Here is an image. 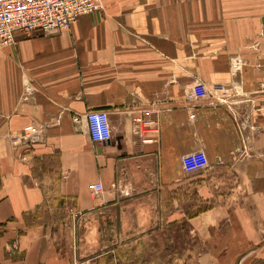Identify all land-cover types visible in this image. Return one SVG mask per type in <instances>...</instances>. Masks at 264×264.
I'll list each match as a JSON object with an SVG mask.
<instances>
[{
  "label": "crops",
  "instance_id": "obj_1",
  "mask_svg": "<svg viewBox=\"0 0 264 264\" xmlns=\"http://www.w3.org/2000/svg\"><path fill=\"white\" fill-rule=\"evenodd\" d=\"M101 1L57 34L18 35L0 48V264H78L57 233L99 229L111 211L142 225L152 208L138 201L164 188L220 198L217 180L185 168L197 148L211 170L264 187V111L254 108L264 107V0ZM197 79L249 95L251 110L242 105L235 119L204 106L190 119L186 91ZM144 109L158 127L136 132L132 118ZM97 110L110 121L107 142L89 136L85 115ZM243 113L256 127L247 141ZM30 124L33 142L22 138ZM216 200L189 219L219 221Z\"/></svg>",
  "mask_w": 264,
  "mask_h": 264
},
{
  "label": "rangeland",
  "instance_id": "obj_2",
  "mask_svg": "<svg viewBox=\"0 0 264 264\" xmlns=\"http://www.w3.org/2000/svg\"><path fill=\"white\" fill-rule=\"evenodd\" d=\"M239 64L238 58H231L233 71L238 70ZM186 92L190 94L186 102L190 119L196 118L198 108L204 106H224L235 119L241 114L237 111L242 105L249 110L252 106L249 95L240 90L214 87L198 79ZM254 108L258 112L264 111V107ZM150 114L148 120L154 119L155 124L144 125V120L136 123L133 117L134 128L138 124L140 131L141 128L158 127L153 111ZM243 119L245 125L238 123L243 132L242 139L247 141L250 131L256 127L250 124V116L247 122L246 116ZM242 151L245 155L250 154L249 149ZM194 157L197 162L188 172H194L197 177L200 175L204 181L217 180L214 188L221 194L220 198L205 197L197 189L194 193L190 191L186 198L184 190L177 195L171 186L163 189L162 197L145 199L141 196L138 205L152 208L151 213L142 214V225H136L135 213L111 211L100 215L99 229L69 227L56 236L66 237L67 249L74 247L80 254L78 264H264V187L254 190L246 187V180L229 170L222 173L211 170L201 148L195 150ZM219 179L221 184L217 186ZM199 183L196 181L195 184ZM92 193L96 196L100 192L92 190ZM214 199H219L216 201L223 208L218 213L219 221L211 224L206 218L189 219L190 215L212 206Z\"/></svg>",
  "mask_w": 264,
  "mask_h": 264
},
{
  "label": "built area",
  "instance_id": "obj_3",
  "mask_svg": "<svg viewBox=\"0 0 264 264\" xmlns=\"http://www.w3.org/2000/svg\"><path fill=\"white\" fill-rule=\"evenodd\" d=\"M102 9L101 0H0V48L13 44L18 35L57 34L80 16ZM150 112L151 110L144 109V116L134 117V121L140 123L144 120L143 124L149 126L155 124L154 119L148 120L151 117ZM85 119L92 141L107 142L111 139L112 128L105 111H89ZM135 130L140 132L139 124ZM38 137L37 126L30 124L23 128V140L33 142ZM195 162L196 158L192 157L185 163V168L192 169ZM92 190L94 193L101 192L102 184H94Z\"/></svg>",
  "mask_w": 264,
  "mask_h": 264
}]
</instances>
